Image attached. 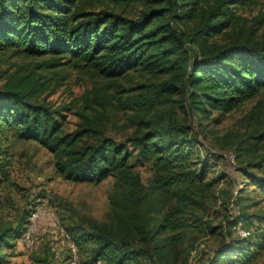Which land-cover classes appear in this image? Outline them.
I'll list each match as a JSON object with an SVG mask.
<instances>
[{
    "label": "trees",
    "instance_id": "obj_1",
    "mask_svg": "<svg viewBox=\"0 0 264 264\" xmlns=\"http://www.w3.org/2000/svg\"><path fill=\"white\" fill-rule=\"evenodd\" d=\"M254 1L0 0V49L49 53L44 61L48 66L73 58L109 77L136 67L170 72L161 80L138 83L139 90L126 98L138 128L129 139L132 148L127 141L102 135L87 115L75 129L66 130L63 107L34 99L41 92L38 78L15 73L0 84V182L12 170L13 153L4 143L11 131L46 145L55 154L56 169L67 178L99 181L115 175L111 218H93L71 230L79 264H165L190 227L204 229L206 224L210 231L217 226L224 231L208 264H247L264 250V210L255 215L252 230L250 214L238 199L218 225L203 221L201 210L215 197L213 186L223 173L208 176L212 163L197 153L198 139L190 125L175 108L162 107L179 94L184 109L225 112L264 89V35L257 33L256 24L263 18L247 24L241 13ZM224 34L222 41L214 38ZM94 90L96 101L110 100ZM258 104L262 111L264 100ZM263 140L264 120L238 145L244 150L238 154L260 170L248 176L262 196L264 151L253 155ZM213 152L224 157V151ZM134 157L151 163L148 184L134 168ZM243 190L238 189V196ZM155 195L169 201L156 215L147 206ZM31 211L0 227V247L22 236ZM239 221L249 233L234 237L231 232Z\"/></svg>",
    "mask_w": 264,
    "mask_h": 264
},
{
    "label": "rangeland",
    "instance_id": "obj_2",
    "mask_svg": "<svg viewBox=\"0 0 264 264\" xmlns=\"http://www.w3.org/2000/svg\"><path fill=\"white\" fill-rule=\"evenodd\" d=\"M241 13L247 24L252 23L257 16L263 18L256 24H260L257 33L264 35V0H255L241 9ZM214 38L222 41L226 34ZM51 56L49 53L31 55L14 52L12 49H0V84L15 73L38 78L41 92L34 99L63 107V127L66 130L75 129L83 116L87 115L101 127L102 135L127 141L132 148L129 139L138 128L130 118L134 109L127 105L126 98L139 90L135 87L138 83L161 80L168 77L170 72L136 67L117 77H109L92 65L83 62L77 64L73 58L68 57L63 58L59 65L48 66L44 61ZM95 88L110 100L96 101L93 98ZM178 98L180 95L174 94L173 99L162 107L175 108L179 117L190 125V133L198 139L197 153L212 163L208 176L223 173L213 186L215 197L209 199L206 208L201 210L203 221L218 225L234 207L232 200L236 202L238 199L240 206L250 214L247 224L252 230L256 223L255 215L264 210V196L254 190L255 185L250 182L248 173H260V170L250 166L244 159L245 155L238 154L244 151L238 145L241 137L261 126L264 120V107L261 111V105H256L264 100V89L225 112L212 109L206 113L189 106L184 109ZM4 143H9V151L13 153L14 160L10 177L0 182V227L8 222L17 223L29 209L38 206L55 210L58 220L44 214L37 223L33 242L20 236L10 243H3L0 251L5 262L0 264H79L81 255H74L72 240L65 231L71 233L75 225H88L93 218H111L110 195L114 190L115 175L110 174L99 181L73 180L56 169L54 152L39 141L20 138L11 131ZM219 150L224 151V157L213 152ZM230 151L237 152L235 161H229L227 153ZM262 151L264 140L253 156L260 155ZM249 156H252L251 153ZM132 161L143 181L148 184L154 172L151 163L135 157ZM239 188L244 190L238 196ZM168 203V200L164 201L155 195L153 203L147 206L156 215ZM206 225L204 229L190 227L185 233L186 237L172 248L169 261L165 264H208L210 254L221 243L224 231L219 226L210 231ZM231 235L238 237L239 234L237 230H232ZM247 264H264V250Z\"/></svg>",
    "mask_w": 264,
    "mask_h": 264
},
{
    "label": "built area",
    "instance_id": "obj_3",
    "mask_svg": "<svg viewBox=\"0 0 264 264\" xmlns=\"http://www.w3.org/2000/svg\"><path fill=\"white\" fill-rule=\"evenodd\" d=\"M225 154V153H224ZM229 161H235V153L233 151H230L227 153ZM47 214L51 216L54 220H58V215L55 210L53 209H46L44 207H36L33 209L29 215V222L27 225V228L25 229L24 233L22 234L21 238L25 239L28 242H33L34 240V231L36 229L37 223L39 219L44 215ZM235 228L237 232L241 235H247L249 233V230L243 225L242 221H239ZM66 235L72 240V248L74 250V255L77 257L79 254L77 245L72 239V235L69 231H65ZM100 262V260L98 261Z\"/></svg>",
    "mask_w": 264,
    "mask_h": 264
}]
</instances>
